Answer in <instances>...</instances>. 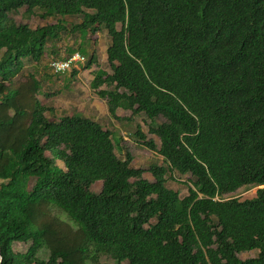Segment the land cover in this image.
Returning a JSON list of instances; mask_svg holds the SVG:
<instances>
[{"label": "trees", "instance_id": "trees-1", "mask_svg": "<svg viewBox=\"0 0 264 264\" xmlns=\"http://www.w3.org/2000/svg\"><path fill=\"white\" fill-rule=\"evenodd\" d=\"M25 6L59 20L18 24ZM68 17L81 19L70 31ZM101 27L112 72L91 87L112 118L141 114L160 138L128 131L162 156L154 181L118 153L120 132L49 117L41 80H15L62 32L85 40ZM176 171L192 175L184 197L167 184ZM0 250V264H264V0H0Z\"/></svg>", "mask_w": 264, "mask_h": 264}, {"label": "rangeland", "instance_id": "rangeland-1", "mask_svg": "<svg viewBox=\"0 0 264 264\" xmlns=\"http://www.w3.org/2000/svg\"><path fill=\"white\" fill-rule=\"evenodd\" d=\"M11 16L18 24L27 23L33 28L54 24L59 20L43 19L37 13H31L26 6L18 11H13ZM80 20L81 19L79 17H68V31L72 28V22ZM110 43L111 36L108 34L106 28H102L96 34L89 33L87 39L85 40H83V37L80 36V33L74 36L72 35V32H62L61 39L57 42V45L55 44V48L52 47L51 44L48 45L43 63L39 66L35 63V61H26L25 66L19 70L15 80L19 81V83L27 82L31 77L30 75H35L41 80L42 89L37 98L43 105L51 108V110L49 109L47 111V115L49 117L59 119L65 115L87 116L101 122L106 128L112 129V131L120 132L122 137L121 140L119 135L114 134V140L116 142L120 140L117 144L118 153L123 155L127 151L131 152L134 157V165L146 169L144 177L150 181H154L155 177L149 171V168L153 164L159 163L161 165L163 163L162 156L157 152L142 146L134 134H129L128 131L135 132L136 125L140 124L147 136L149 138H153L158 146L161 144L160 138L156 134H152L150 132V127L141 114L133 116V122L131 123H125L112 118L108 110L107 101L100 98L97 91L91 87V82L97 74L107 76L112 72L107 54V49ZM81 45L88 51V54H85L87 57L86 62L78 66L80 69L79 72L74 74V69H72V71L65 75H55L51 68L50 61L55 58H63L67 55L69 56L70 48L76 49L75 51L77 52L80 51L79 48ZM54 50L57 51V53H55ZM92 54L96 55L95 63L88 67L87 62ZM102 88L106 89L109 88V86L104 85ZM119 111V115L122 117L133 115L131 110L120 109ZM168 177L167 184L169 187L178 190L182 197L189 194V185L192 177L190 173L180 174L176 171L169 173ZM102 187L103 182L98 181L93 185V190L100 192ZM256 190L257 187L250 189L242 188L237 192V194L251 195ZM55 211L57 212V210ZM61 217L64 220L67 218L66 215H61ZM27 248V244H15L16 251L23 252L27 250ZM48 254L49 250L47 248H43L39 255L42 258H46ZM257 254V251H250L241 253L240 257L242 259H246L248 257L257 256ZM101 262L118 264L115 260L109 259L105 256L101 258ZM121 264H126V262Z\"/></svg>", "mask_w": 264, "mask_h": 264}, {"label": "built area", "instance_id": "built-area-1", "mask_svg": "<svg viewBox=\"0 0 264 264\" xmlns=\"http://www.w3.org/2000/svg\"><path fill=\"white\" fill-rule=\"evenodd\" d=\"M87 60V57L81 52L73 53L68 59L65 58H56L50 61V65L54 73H64L73 69V66H79L84 64Z\"/></svg>", "mask_w": 264, "mask_h": 264}, {"label": "water", "instance_id": "water-1", "mask_svg": "<svg viewBox=\"0 0 264 264\" xmlns=\"http://www.w3.org/2000/svg\"><path fill=\"white\" fill-rule=\"evenodd\" d=\"M1 260H2V253H1V250H0V262H1Z\"/></svg>", "mask_w": 264, "mask_h": 264}, {"label": "crops", "instance_id": "crops-1", "mask_svg": "<svg viewBox=\"0 0 264 264\" xmlns=\"http://www.w3.org/2000/svg\"><path fill=\"white\" fill-rule=\"evenodd\" d=\"M119 110H120V109H119ZM119 110H118V115H119V112H120Z\"/></svg>", "mask_w": 264, "mask_h": 264}]
</instances>
